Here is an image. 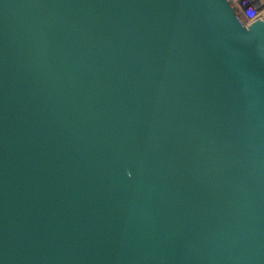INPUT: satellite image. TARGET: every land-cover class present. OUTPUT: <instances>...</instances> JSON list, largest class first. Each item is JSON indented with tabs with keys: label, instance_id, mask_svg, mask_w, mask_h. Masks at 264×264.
<instances>
[{
	"label": "water",
	"instance_id": "1",
	"mask_svg": "<svg viewBox=\"0 0 264 264\" xmlns=\"http://www.w3.org/2000/svg\"><path fill=\"white\" fill-rule=\"evenodd\" d=\"M0 264H264V18L0 0Z\"/></svg>",
	"mask_w": 264,
	"mask_h": 264
},
{
	"label": "rangeland",
	"instance_id": "2",
	"mask_svg": "<svg viewBox=\"0 0 264 264\" xmlns=\"http://www.w3.org/2000/svg\"><path fill=\"white\" fill-rule=\"evenodd\" d=\"M251 0V2L244 4L247 9L246 11L242 8H244V5H242L239 8L234 7L236 13L240 16V19L244 22H247V19L251 16V14L259 15L260 17L264 18V0ZM256 6V12L253 11V9Z\"/></svg>",
	"mask_w": 264,
	"mask_h": 264
},
{
	"label": "built area",
	"instance_id": "3",
	"mask_svg": "<svg viewBox=\"0 0 264 264\" xmlns=\"http://www.w3.org/2000/svg\"><path fill=\"white\" fill-rule=\"evenodd\" d=\"M253 1L256 2L255 0H253ZM229 2L233 5V7L239 8L242 5L251 2V0H229ZM245 8L247 9V7L244 5V8H242V9H244L246 11ZM253 11L256 12V6L253 9ZM259 17H260L259 15L251 14V16L247 19L246 23H250Z\"/></svg>",
	"mask_w": 264,
	"mask_h": 264
}]
</instances>
